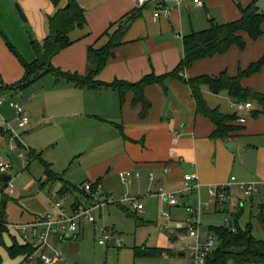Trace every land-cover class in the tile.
I'll use <instances>...</instances> for the list:
<instances>
[{
	"label": "crops",
	"instance_id": "obj_1",
	"mask_svg": "<svg viewBox=\"0 0 264 264\" xmlns=\"http://www.w3.org/2000/svg\"><path fill=\"white\" fill-rule=\"evenodd\" d=\"M185 1L190 3L188 0H182L181 5ZM240 1L246 5L250 0ZM77 2L84 9L88 34L83 35L85 30H74L71 33V37L75 39L74 42L55 54L51 58V63L64 71L82 74L86 69L87 47L89 45L101 47L105 44L108 35L103 32L138 6L134 0H77ZM203 2L204 8L218 7L225 19L224 22L240 17L239 9L230 0H203ZM65 3L66 0H58L56 4L53 0H0V93L10 95L18 93L19 97L16 101L21 102L30 122V106L19 92L46 74L53 76L55 81L51 88L55 94L53 98L55 107L52 110V116L78 118L86 125L96 128L97 134H101L96 139L100 140L98 145H101L104 157L92 164L90 179L99 180L103 188L111 195L140 196L147 192L149 196L164 201L162 197L152 192L159 186L164 191H179L184 187V174L193 173L199 182L198 189L179 192L185 196L196 193L197 199L205 194L210 205L204 213L222 212L224 204L214 207L208 191L212 187L225 184L233 176L236 181L257 184V194L247 200L244 205V207L248 205L251 210L254 197L261 199L264 194V144L251 148L256 150V160L254 163H249L241 156L243 149L240 137L245 133L260 131V128L255 129L256 126L258 127L260 117L247 120L241 113L234 111L231 114H235L238 119H234L232 123L237 126V129L230 132L226 138L211 137L215 128L214 123L204 114L196 112L190 88L177 78L167 79L165 89L158 83L144 87L143 94L149 102L144 116L140 115L141 104L133 101L132 90H126L121 94L111 87L79 88L64 78H57L50 73L41 75L20 90L10 88L11 84L23 76L24 70L18 58L8 48L7 42L14 47L22 59L32 62L35 59V53L30 39L42 42L48 31L47 16ZM168 4L171 7L169 15L161 16L157 20L152 18V3L140 9L138 17L124 34L122 43L112 48V56L98 73L97 79L103 82L114 79L136 82L151 72L156 75L167 73L178 64L182 56L183 35L196 30H184L183 14L186 12L180 8L181 5L174 7L172 0H168ZM16 6L25 16L24 22L21 21ZM114 27L115 24L109 32ZM261 27L264 31V21ZM242 36L245 40V48L242 52L232 45L222 54H214L194 61L185 68L182 75L185 78H191L201 74L217 75L222 71L230 76L236 75L239 69L245 68L264 53V46L258 43L262 35L255 40L250 39L246 33H242ZM228 54L237 57L236 61L234 59L232 63L230 62L231 66H226L229 62L225 59H230ZM263 70L264 65L259 72L242 78V85L254 90L255 86L249 80ZM201 91L210 107H217L220 112L230 114V112H224L220 104L209 102L210 96L215 98L221 92L214 94L205 85L201 87ZM4 102L5 100L0 102V107ZM261 131L263 132V129ZM228 142L236 148V154L226 147ZM123 170L137 171L139 175L123 180L118 175V172ZM150 173H152L151 179ZM67 182L72 188L63 195L72 194L77 190L84 196L85 203L94 199L83 190L84 184L78 188ZM119 182H123V187ZM230 189L234 193L239 191L234 186ZM262 201L261 199L259 202ZM86 204L80 200L79 196H75L68 205L61 207L56 215L46 216H58L60 212L72 214L78 206L86 207ZM120 205L129 211L127 206L122 203ZM187 205L185 201L180 204L177 200L175 205L168 206L185 208ZM132 209L134 213L141 210L133 207ZM106 220H108L107 217ZM79 224L74 237L79 234ZM176 227L181 228L183 224L178 221ZM48 238L54 242L63 239L58 233H49L44 251L49 244ZM26 243L30 244V242ZM158 249L157 254L166 251L164 247H158ZM34 251L36 254L37 250ZM183 254L184 251L178 253V255ZM31 259L29 256L25 261Z\"/></svg>",
	"mask_w": 264,
	"mask_h": 264
},
{
	"label": "rangeland",
	"instance_id": "obj_2",
	"mask_svg": "<svg viewBox=\"0 0 264 264\" xmlns=\"http://www.w3.org/2000/svg\"><path fill=\"white\" fill-rule=\"evenodd\" d=\"M230 1L236 7V3L245 6L240 0ZM257 3L259 10L264 13V0H257ZM180 8L186 12L183 14L184 30L207 28L210 17L220 23L225 20L218 7L209 8L207 6L204 8L185 1ZM261 35L258 43L264 46V31ZM235 48L242 52L245 47L239 49L235 45ZM228 55L230 59H225L226 62H229L226 66H229L234 59L237 60L236 55ZM54 81L53 76L46 74L19 92V94L22 93L24 100L30 106V122L25 127L17 126L16 112L8 105L9 101L21 104L16 101V98L19 97L18 93L11 95L0 93V102L5 100L0 107V127L2 128L0 162L10 163L12 166L5 172L0 171V194L3 192L9 198L4 214L6 227L0 232V264H41L37 259L40 250H37L36 254L33 250L29 255L32 259L29 261H25L20 255L11 256L8 254L6 247L12 242H23L22 234L14 227L16 224L26 223L36 216L56 215L61 207L68 205L75 196H79L84 204L87 203L86 206L96 202V199H91V202L85 203L84 196L77 190L72 194H60L61 184L59 181L47 182L42 187L39 186V182L45 179L44 167L39 159L30 156V150L38 154L42 160L47 161L56 174L78 188H81L85 182L93 180L90 179L91 166L104 157L103 149L101 145H98L100 140L96 139L101 134H97L96 128L86 125L78 118H65L56 121V116H52V110L55 107L53 100L55 94L51 87ZM249 82L255 86L256 91L250 87L247 88L263 97L262 103L249 97L248 100L251 102L252 108L238 112L247 120L260 117L258 127L255 128L256 130L260 128V131L245 133L240 137L243 149L241 156L249 163H254L256 150L251 148L258 144H264V70L256 74ZM213 97H209V102L220 104L224 112L231 114L236 111L233 107L236 99L227 93L221 92L215 98ZM236 119L238 118L236 117ZM3 176L10 177L13 187L3 185ZM119 183L123 187V182ZM181 190L179 191L181 192ZM179 191L173 190L174 197L180 204L185 201L189 206L201 207L202 212L198 217L201 234H205L211 225H223L224 215L234 212L232 206L224 204L223 209L228 210L227 212L204 213L203 206L208 202L205 194L201 195L202 198L197 199L196 193L185 196ZM236 196L241 197L242 193L237 191ZM122 197H116L113 194L110 202L93 208L90 212L94 218L93 221L80 218V231L76 237L74 234L71 238H63L56 242L48 238L49 244L44 252L47 254L58 252L61 258L56 264H189L190 257L186 253V245L189 242L187 230L185 227H176L178 221L180 224H185L187 214L185 208L182 206L169 207L163 200L149 196L145 192L144 195L135 196L137 202H140L144 209L134 213L132 206L127 201H122ZM97 198L101 201L103 196L98 195ZM260 200V198L254 197V205L251 210L248 205L244 207L239 225L243 227L245 223L250 222L253 236L263 239L264 230L257 218ZM55 201H59L60 205L56 206ZM119 202L129 208L131 215H128L120 207ZM103 228L104 231H102ZM25 233L31 241L33 238L32 228L28 227ZM103 234H107L108 238L104 244H99L98 239ZM173 236H177V240L172 241ZM158 247H164L166 251L162 254H147L151 248ZM183 251V255H178Z\"/></svg>",
	"mask_w": 264,
	"mask_h": 264
},
{
	"label": "trees",
	"instance_id": "obj_3",
	"mask_svg": "<svg viewBox=\"0 0 264 264\" xmlns=\"http://www.w3.org/2000/svg\"><path fill=\"white\" fill-rule=\"evenodd\" d=\"M58 0H53L56 4ZM240 12V17L228 22H216L214 18L208 19L207 28L191 31L182 37V56L178 64L169 72L156 75L153 72L144 75L136 82H129L114 79L110 82H103L97 79L98 73L102 70L107 60L112 56V48L122 43L123 36L129 25L138 17L141 7L129 12L120 21L111 24L103 33L108 35V40L101 47L89 45L86 50V69L84 73L64 71L55 67L51 63V58L62 49L69 46L75 39L71 37L74 30H85L83 35L88 34L86 30L87 22L84 9L77 0H66L63 6L57 7L55 11L47 16V34L42 42L31 38L30 44L35 53L32 62H26L14 47L7 42L8 48L18 58L23 67V76L10 85L11 89L20 90L35 81L41 75L50 73L55 77H62L67 82L79 88L93 89L98 87H111L117 89L121 94L126 90L134 93V102L141 104L140 115L144 116L149 102L145 99L143 89L145 86L158 83L166 88L165 81L169 78H177L185 82L190 88L195 102L196 112L207 116L215 125L211 137L226 138L230 132L237 129L232 122L236 118L235 114H224L217 107H210L201 91L203 85L207 86L210 92L218 94L222 91L236 100H248L253 91L241 85V79L251 76L260 71L264 65V53L255 61L250 62L245 68L239 69L236 75L230 76L225 71L217 75L201 74L191 78H185L182 74L185 68L194 61L224 53L230 46L236 45L239 49L245 47V40L242 33H246L252 40L259 38L262 34V22L264 13L259 10L257 0H250L245 6L236 3ZM115 24L114 29L109 32ZM263 99V98H262ZM256 115V113H254ZM2 128L0 127V133ZM30 156L39 159L44 167V181L39 182L42 187L47 182L59 181L61 187L59 193L69 191L72 186L60 175L56 174L50 164L42 160L34 151L30 150ZM6 185V181H2ZM9 198L3 192L0 194V232L6 227L4 219L5 206ZM128 215V209L121 207ZM228 210L223 209L222 212ZM244 211V207L234 208L230 213V220L233 229L224 225H211L209 230L216 237L217 242L212 251L206 256L207 264H264V238H255L252 234L250 222L243 227L239 225V219ZM257 218L264 230V202L258 203ZM9 255H22L24 259L35 248L28 243L12 242L6 247ZM159 253L158 248H151L147 254L155 255Z\"/></svg>",
	"mask_w": 264,
	"mask_h": 264
},
{
	"label": "built area",
	"instance_id": "obj_4",
	"mask_svg": "<svg viewBox=\"0 0 264 264\" xmlns=\"http://www.w3.org/2000/svg\"><path fill=\"white\" fill-rule=\"evenodd\" d=\"M138 7L145 6L148 3L153 4L152 9V18L153 20L159 19L161 16H168L171 10V7L168 4V0H134ZM193 5L202 7L204 2L203 0H188ZM174 7H179L182 3V0H172ZM9 105L15 110L17 114V125L18 127H24L29 122V117L25 112L23 106L20 103L9 101ZM236 111H247L252 108V104L249 100H236L233 103ZM243 120V118H240ZM22 156V154H20ZM12 166L10 163L0 162V171L5 172L10 169ZM118 175L121 179L126 180L129 177H137L139 173L137 171L123 170L119 171ZM149 178H152V173L149 174ZM184 187L181 192L197 190L199 187V182L197 177L193 173L184 174ZM6 185L13 187L10 177L6 181ZM234 186L238 189L242 196L237 197L230 187ZM83 190L87 192L91 197L96 199L95 203H92L90 206H78L72 214H65L60 212L58 216H45V217H36L33 220L16 224L14 227L22 234V240L30 242V245L35 248V250H40L38 255V260L41 264H56L61 255L57 253L47 254L44 252V248L47 245V237L51 232L58 233L61 238H69L76 234L78 229V224L80 218H85L88 221H93L94 218L91 215V210L93 208L101 207L107 202L112 200V195L109 191L105 190L101 182L97 179L90 180L85 182L83 185ZM258 192V187L256 183L253 182H240L236 181L233 176L230 177V180L225 184L218 185L217 187H212L208 191V196L213 201L214 207L226 204L232 206L233 208L244 207L245 202L251 199ZM154 195H158L164 199V201L172 206L177 203V199L174 197L173 191H164L161 186L157 188L156 191L152 192ZM103 196V199L100 201L97 196ZM237 197V198H236ZM261 199L264 201V194H262ZM122 201H127L133 208L142 209L143 205L140 202H137L135 196H126L122 198ZM56 206L59 205V201H55ZM210 205V202L204 204V208L207 209ZM187 215L185 218V229L188 233L189 242L186 245V253L190 257L189 264H207L206 256L214 248L217 237L216 235L208 230L205 234H201L199 228L198 217L202 212L201 207L195 208L192 206H185ZM223 225L233 229L230 216L225 214L223 217ZM32 228V240L29 241V236L25 233L27 228ZM104 231V228L102 229ZM108 238L107 234H103L102 237L98 239L99 244H104L105 240Z\"/></svg>",
	"mask_w": 264,
	"mask_h": 264
},
{
	"label": "water",
	"instance_id": "obj_5",
	"mask_svg": "<svg viewBox=\"0 0 264 264\" xmlns=\"http://www.w3.org/2000/svg\"><path fill=\"white\" fill-rule=\"evenodd\" d=\"M16 8H17V11H18V14H19V17H20L21 21L24 22L25 21V16H24L23 12L21 11V9L19 7L16 6ZM250 98L255 100L258 103H262V97L259 94H257V93H252L250 95ZM63 118H65V117L64 116H59V117H55V120L58 121V120L63 119ZM226 147L230 151H232L234 154H236V152H237L236 148L233 146L232 143H230V142L226 143ZM8 179H9V176H3L2 177L3 181H7ZM175 240H177V236H173L172 241H175Z\"/></svg>",
	"mask_w": 264,
	"mask_h": 264
}]
</instances>
